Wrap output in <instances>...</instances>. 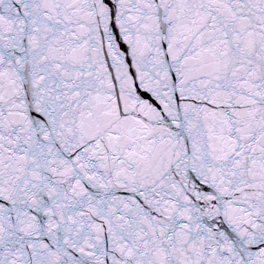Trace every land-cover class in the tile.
<instances>
[{"label": "snow or ice", "instance_id": "1", "mask_svg": "<svg viewBox=\"0 0 264 264\" xmlns=\"http://www.w3.org/2000/svg\"><path fill=\"white\" fill-rule=\"evenodd\" d=\"M0 264H264V0H0Z\"/></svg>", "mask_w": 264, "mask_h": 264}]
</instances>
